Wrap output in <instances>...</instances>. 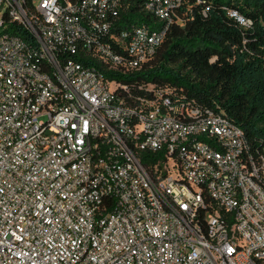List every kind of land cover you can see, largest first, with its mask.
<instances>
[{
    "label": "built area",
    "instance_id": "built-area-1",
    "mask_svg": "<svg viewBox=\"0 0 264 264\" xmlns=\"http://www.w3.org/2000/svg\"><path fill=\"white\" fill-rule=\"evenodd\" d=\"M135 1L0 0V264H264V156L244 130L82 61L155 55L183 0H140L155 28L118 22Z\"/></svg>",
    "mask_w": 264,
    "mask_h": 264
},
{
    "label": "trees",
    "instance_id": "trees-1",
    "mask_svg": "<svg viewBox=\"0 0 264 264\" xmlns=\"http://www.w3.org/2000/svg\"><path fill=\"white\" fill-rule=\"evenodd\" d=\"M229 10L252 24L242 26ZM118 22L154 28L163 23L144 11L140 0L130 2ZM8 31L37 44L15 22ZM82 61L131 86L136 95L144 93L141 84L170 86L176 96L223 113L244 130L255 158L264 156V0H183L162 44L140 69L123 73L93 57ZM161 155L143 151L141 160L149 164Z\"/></svg>",
    "mask_w": 264,
    "mask_h": 264
}]
</instances>
